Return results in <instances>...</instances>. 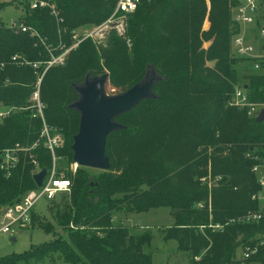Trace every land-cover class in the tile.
I'll return each instance as SVG.
<instances>
[{"label":"trees","instance_id":"trees-1","mask_svg":"<svg viewBox=\"0 0 264 264\" xmlns=\"http://www.w3.org/2000/svg\"><path fill=\"white\" fill-rule=\"evenodd\" d=\"M234 1L235 5L239 2L210 0V29L203 31L208 9L206 0H150L130 15L124 37L113 32L105 44L92 46V42L87 40L77 49L85 43L96 49L94 54L109 64L113 86L129 84L131 88L136 84L132 79L120 83L113 76L115 71L114 66L110 67L111 63L115 65L121 60L122 66L130 65L139 75L148 66H153L158 73L167 75V82L175 87L183 86L191 94L199 95L203 89H209V92L215 93L213 102L217 105H210V101L205 104L198 101L195 106L200 114L206 111L218 113V105L225 106V101L233 98L239 79L246 82L243 89L248 101L264 106V74L239 78L234 66L236 61L228 56L229 45L226 43L239 32L229 10L230 3ZM53 2L65 21L63 26L67 24L70 28L85 21H105L113 13L116 3L115 0ZM30 4L31 1L21 21L40 35L54 36L51 32L57 29V19L49 9H31ZM30 34L15 33L4 24L0 26V65L5 62L6 56L13 54H19L33 64L50 61V57H43L42 45ZM213 35H216L214 44L209 50L203 49V39L210 40ZM71 37H67V46L72 44ZM216 46L225 49L219 51ZM129 54H132L133 61L131 57L129 59ZM211 59H219L216 69L207 66V60ZM33 64L21 66L20 69L8 64L0 69V102L8 110L15 109L0 121V150L17 143L27 146L39 137L41 120L32 117L30 109L23 110L28 107L25 98L30 95V88L38 81L37 73L45 70V65L35 69ZM56 69L51 67L46 74H52ZM90 74L98 76L95 71ZM50 79L52 82H62V76L54 75ZM50 79H46L45 83ZM83 80L84 77L76 83L80 84ZM7 81L9 85L3 87ZM165 85L163 82L157 83L153 91L158 98L142 101L134 108L139 109L136 117H130L132 109L116 118L126 128L113 132L107 138L106 154L110 158L111 169L108 172L100 171L93 190L87 189L92 186L88 181L89 174L66 175L72 184L69 205L57 209L55 213L53 201L48 207L50 215L57 219L58 229L35 213L33 208L30 228L39 227L54 233L69 231L68 235L35 246L25 255L4 257L0 259V264H45L55 255L63 257L67 264H152L151 255L142 250V246L150 241L149 234L148 238L140 241H127L128 232L125 229L111 227L112 214L116 212L126 216L162 206L169 207L174 220V225L166 231L165 239L177 242L179 251L189 254L192 260L202 257V264H234L239 247H256L259 237L264 236V223H248L244 218L261 208V200L254 196L259 197L264 187L253 171L255 165L248 156L253 155L255 150L256 155L264 156V122H256V117L249 115V107L228 105L226 112L237 118L239 127L229 141L228 155L212 157V176L220 179L217 186H210L207 179L203 180L207 172L199 169L206 165H190L195 157V149L203 144L197 133L198 126L195 128L196 123L189 120L187 113H183L190 103L193 104L190 101L192 96L186 94L183 98L167 99L162 90ZM48 95L44 94L43 98L44 104L50 105V110L45 108V120L59 129L51 110L60 105L53 101L51 94ZM67 99L70 103L78 99L72 85L68 89ZM168 106L172 109H168ZM208 106L211 107L207 110ZM68 110L74 114L73 122L78 121V126L77 122H67L68 125L65 122L67 137L63 147L58 149L57 157H63V151L71 155L73 136L79 129V114L73 109ZM32 125L34 131L35 127L38 131L30 140L27 134ZM175 133L185 134L183 145L177 153L171 147L172 134ZM33 153L39 169L50 171L52 156L49 151L41 146ZM79 171L83 169L79 167ZM35 174L36 167L29 155H21L20 164L9 176L0 165L1 215L7 207L20 202L28 191L38 188L33 179ZM107 183L118 186V193L122 195L113 193L115 196L111 198L104 191ZM71 222L76 229L68 230ZM244 260L264 264V246H259L257 253Z\"/></svg>","mask_w":264,"mask_h":264},{"label":"rangeland","instance_id":"rangeland-1","mask_svg":"<svg viewBox=\"0 0 264 264\" xmlns=\"http://www.w3.org/2000/svg\"><path fill=\"white\" fill-rule=\"evenodd\" d=\"M31 0H0V20L2 21V24H4L5 27L9 28L11 21H15L17 24H20V21L25 16L26 9L29 7V2ZM207 6L210 5V10L207 9V14L205 21L202 26L203 31H209L210 29V22L208 21V17L210 15L211 9H212V3L210 0H206ZM234 3V4H233ZM233 3H230L229 10L231 13V18L233 15V9L235 8V1ZM57 29L52 31L51 34H54V36H51V38L48 36L43 35H36L31 36V38H36V41L39 42L42 45L43 48V57H50V61L42 63H30L24 58H21V55L19 54H13L10 57L6 56L4 58L5 62L1 63L0 69H3L8 64L16 65L20 69L21 66L25 67L28 65L33 64L35 69L38 67H44V72L37 73L38 81L30 88V95L25 98V101L28 103V107L23 108V110H31L32 117L33 114H35V110L32 109V102L31 97L35 93L36 90L39 88L40 92V100L44 105V111L47 107L48 110H50V105L47 103L46 105L43 102L44 94L46 95L49 93L48 96L53 97V101L57 102L59 104V108H54L51 110L52 118L56 120L58 123V131L61 132L63 141L65 140L66 136V126L65 122H70L69 124L76 123V126H78V121L74 120L73 117L74 114H72L68 108L70 109V105L72 103L69 102L67 99V92L69 87L72 85L74 86L77 80L85 77L92 71H95V73L98 74V76L107 75L108 81L106 83V92L110 95H118L122 94L125 91H127L129 88L128 85H121V86H113L111 84V71L108 70V65L106 64V60L98 58L94 53H96V49H93V47H90L88 43H85L82 45L79 49L75 48L73 50L69 51L70 46H67L68 43L67 37L69 35H72V33L75 32H81L86 29H92L96 25L99 24V22L95 21H85L80 24H78L75 27L70 28L67 24L66 26H63L65 21L62 17H60V11L57 10ZM91 18V17H90ZM84 19V18H81ZM129 20V19H128ZM62 24V27L60 26ZM128 24V22H127ZM26 25V23H25ZM28 26V25H27ZM264 27V11L258 14V21L257 26L255 25H248L246 29L244 30V34L247 39V43L250 44L253 47V53L250 54V57L247 58H240L237 56L234 48H233V37L232 39H229V42L226 43L229 45V58L230 60L234 59L236 61V64L234 65L237 68L238 76L241 78L242 76L246 75H254V74H264V40H261L258 34V28ZM68 29H71L70 33ZM69 33V35H67ZM216 39V35H213L210 40L203 39L202 48L205 50H209L210 47L214 44ZM108 40V39H107ZM91 41V40H90ZM92 46L95 45L98 47L100 45L98 41H91ZM107 42V41H106ZM212 43L209 47V49H206V44ZM246 43V44H247ZM223 46V44L221 45ZM218 47L219 51H223L225 48ZM77 49V51H75ZM19 56L20 59L18 62H14L12 60V57ZM256 56V58H255ZM132 59V54H129V59ZM251 57H253L251 59ZM128 61V57H127ZM54 62V65L51 67H57L56 72L52 74H46V71L51 68L47 66V63ZM260 63V68L255 69L253 67V63ZM220 61L219 59H211L207 60V66L211 69H216L219 65ZM32 65V66H33ZM33 66V67H34ZM114 66V67H113ZM122 61L119 60L118 63L115 65L111 63L110 67H113V71H115V74L113 75L116 77L115 79L120 82H126L128 80H133L136 84L144 79L147 71L150 70V66H148L145 70V67L143 68L145 71L142 75L136 74L135 71H133L132 67L130 65L122 66ZM262 66V67H261ZM110 69V68H109ZM155 69V68H154ZM156 71V70H155ZM157 75L161 77V81L158 83H165L166 85L162 87V90L165 94V97L167 99H171L174 97L183 98V95H189L187 88H183V86H173L172 83L167 82V75H162L156 71ZM46 74V76H45ZM54 75L56 76H62V82H52V78ZM45 76V78H44ZM94 77V76H92ZM44 79V83L42 85V80ZM46 79H50L47 83ZM12 83V82H11ZM245 81L242 79H239V81L235 84L236 87L239 89H242L244 93L245 92ZM45 84V85H44ZM131 85L133 83H130ZM157 84V83H156ZM155 84V85H156ZM9 85V81L5 82L3 84V87ZM133 87V86H132ZM51 92V93H50ZM155 94V92L153 91ZM156 95V94H155ZM214 94L209 92V89H203L200 91L199 95L197 94H191L192 98L190 101L193 103H190V106L184 110L183 113H187L190 116V121L196 123L194 126H198L197 133L199 137H201L203 144L198 146L195 151V157H193L190 161V165H206V166H200L199 169L202 171H206L207 174L204 177V179H207L209 181L210 186H217L220 177H213V160L212 157L214 155L218 156H226L228 155V148H230L229 141L231 140V136L233 133L238 129V120L236 117L228 115L226 112L228 105H230L233 98L225 101L224 105L221 106L218 105L219 112H212V111H206V113H197V111H200L199 108H197L195 105H197L198 101H200L201 104H205V102L210 101V105L216 104L214 101ZM156 98L158 96L156 95ZM196 102V103H194ZM3 104L0 102V113H5L7 115H10L12 111H9L7 108L2 106ZM217 105V104H216ZM258 111L263 110L264 106L260 105ZM168 106V109H172V107ZM211 106H208L207 110ZM60 109V110H56ZM139 109H134L132 111V114L130 117L134 116L136 117L135 113L137 114V111ZM9 111V113L7 112ZM258 111H256L258 113ZM202 112V111H201ZM54 113H59L60 115H56ZM79 116V115H78ZM185 119V118H184ZM1 121V119H0ZM118 122V121H117ZM119 123V122H118ZM68 125V123H67ZM122 125V124H121ZM124 126V125H123ZM126 127L124 126V129ZM31 131L27 134V137L31 140L34 138V133H37L35 131H38L35 127V131L33 129V125L29 128ZM41 129V128H40ZM26 134V133H25ZM174 136L173 142L171 147L173 150L177 153L184 142V135L178 133V134H172ZM32 144V143H31ZM30 144V145H31ZM253 150V149H252ZM256 151H254V154L251 156H248L251 161H253V171L257 173L258 178L262 179L264 177V156H260L259 154L256 155ZM64 156L59 157V159L55 162L57 165V169L59 173H62L64 175H67L68 173H72L73 176L87 173L90 176H88L89 180L92 183V186L87 187V189L93 190V186L97 185L94 183L97 176H99L100 171L89 169V168H83V171H79V166L75 164L72 161L73 155L71 152V155L65 154L66 151H63ZM68 153V152H67ZM66 155V156H65ZM34 159H36V156H34ZM53 165V162H52ZM256 169V170H255ZM228 179V177L226 178ZM202 180V179H201ZM104 191L112 198L115 195L113 193H116L117 196L122 195L119 194V188L115 184L107 183L105 184ZM71 193V192H70ZM67 193L66 195H63L61 197L55 196L52 200L48 198L41 199L37 205L35 206V213L41 215L46 220L50 221L51 225L54 228L58 229V222L57 219H55L53 216L50 215L49 211V205L53 201L54 204L52 207H54V213L60 209H62L63 206H68L70 202V198L72 194ZM261 195H258L260 198V206L264 205V189L260 193ZM52 202V203H53ZM1 215V212H0ZM54 215V214H53ZM174 225V220L170 215V209L167 206H162L157 209H151L147 212H138V213H132L129 215H123L121 213L113 212L112 214V220H111V227H118L125 229V231L128 232V238L127 241H140L144 238H148V234L150 236L149 243H146L142 246V250L144 253L151 255V263L152 264H202L201 258L197 257L192 260L189 254L179 251L177 242L173 240H166L165 234L167 229L172 227ZM69 229H76L75 224L72 222L68 225ZM1 227V223H0ZM79 228V227H78ZM85 228V227H81ZM13 232L9 234H0V259L4 257H11V256H21L27 254L32 248L35 246H40L45 243H51L55 241L58 236H67L68 232H46L43 229L39 227H33V228H26V229H20L19 227H13ZM96 231V229H93ZM15 240V241H13ZM239 247L236 252V258L234 264H252L249 261L246 262L243 258V250H245L247 247ZM45 264H67L63 257H59L58 255H55V258L53 260L49 259L46 261Z\"/></svg>","mask_w":264,"mask_h":264},{"label":"built area","instance_id":"built-area-1","mask_svg":"<svg viewBox=\"0 0 264 264\" xmlns=\"http://www.w3.org/2000/svg\"><path fill=\"white\" fill-rule=\"evenodd\" d=\"M115 7L113 13L105 21L99 23L92 29H86L81 32L72 33V44L69 48L73 50L78 48L80 44L87 40L98 41L99 44H105L109 36L114 32L117 35L124 37L126 34L127 22L130 15L134 14L139 7L147 1L150 0H115ZM208 1V0H207ZM31 9H49L51 14L57 18V8L53 0H31ZM208 10H210V5L208 4ZM232 10V21L239 27V32L233 36V48L240 58L250 57L253 53V47L247 43L244 30L248 25L257 26L258 14L264 11V0H239V2L234 6ZM2 21L0 20V26ZM9 29L15 33H28L31 36L38 35L37 32L33 31L29 26L25 25L22 21L17 24L15 21H11ZM258 34L261 40H264V27L258 28ZM247 43V44H246ZM253 57H251L252 59ZM256 58V57H255ZM19 56L12 57L14 62H18ZM35 65V64H34ZM33 65V66H34ZM54 62L47 63L48 68L53 66ZM36 67V66H34ZM255 69L260 68V63H253ZM39 88L35 91L31 97L32 109L35 110L33 114L34 118L40 119L42 126L39 131V137L31 145H21L15 144L11 147L4 148L0 150V165L1 169L6 172V175H11L17 165L20 164L21 155H29L32 164L36 167V173L40 172L39 164L36 159H34V151H36L41 146L49 151L52 156V168L48 171L42 186L35 190L28 191L20 202L7 207L1 215L0 218V234L12 233L13 227H19L20 229H26L31 224V215L33 208L37 203L43 199H53L57 194L60 193H70L71 192V180L66 177V175L59 173L56 165V161L59 157L56 156L58 149L62 148L64 141L62 134L57 128L50 126L44 116V105L40 100ZM232 106L238 108L249 107V115L257 117L260 113L258 111L260 105H254L248 101L246 93L238 87H234L233 100L230 103ZM15 109H9L12 111ZM9 111H7L9 113ZM258 111V113L256 112ZM7 114L0 113V119L6 117ZM256 170V169H255ZM205 180V179H203ZM260 183L264 187V177L260 178ZM254 198L260 199L254 196ZM202 207V206H200ZM244 220L248 223H264V205L261 206L258 212L249 213ZM259 246H264V236L259 237V241L254 249L246 248L243 250V258L248 259L251 255L257 253V248Z\"/></svg>","mask_w":264,"mask_h":264},{"label":"water","instance_id":"water-1","mask_svg":"<svg viewBox=\"0 0 264 264\" xmlns=\"http://www.w3.org/2000/svg\"><path fill=\"white\" fill-rule=\"evenodd\" d=\"M211 44H206V49ZM107 81V75L92 77L88 74L83 82L73 86L78 99L70 105V109L79 114V129L73 136L71 146L73 162L79 167L102 172L111 169V161L106 154L107 138L113 132L124 129L116 118L131 111L142 101L155 99L153 89L161 77L150 66L143 80L118 95L106 92ZM256 122H264V109L256 117ZM47 173L46 169H42L33 176L38 188L42 186Z\"/></svg>","mask_w":264,"mask_h":264},{"label":"crops","instance_id":"crops-1","mask_svg":"<svg viewBox=\"0 0 264 264\" xmlns=\"http://www.w3.org/2000/svg\"><path fill=\"white\" fill-rule=\"evenodd\" d=\"M256 57V56H255Z\"/></svg>","mask_w":264,"mask_h":264}]
</instances>
